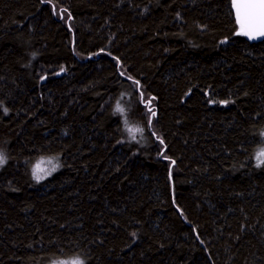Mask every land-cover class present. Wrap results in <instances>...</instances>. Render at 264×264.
I'll return each mask as SVG.
<instances>
[{
  "label": "trees",
  "instance_id": "obj_1",
  "mask_svg": "<svg viewBox=\"0 0 264 264\" xmlns=\"http://www.w3.org/2000/svg\"><path fill=\"white\" fill-rule=\"evenodd\" d=\"M238 31L231 0H0V264H264V39Z\"/></svg>",
  "mask_w": 264,
  "mask_h": 264
},
{
  "label": "snow or ice",
  "instance_id": "obj_2",
  "mask_svg": "<svg viewBox=\"0 0 264 264\" xmlns=\"http://www.w3.org/2000/svg\"><path fill=\"white\" fill-rule=\"evenodd\" d=\"M231 7L235 9L236 23L239 25V31L237 35L248 37L250 40H255L258 37H264V0H231ZM222 41L221 43H225ZM222 103H228V101H223ZM2 106V105H0ZM117 111L122 115L125 109L117 102ZM8 109H4L5 115ZM153 115L155 113L153 112ZM125 125L127 127L128 121L125 120ZM132 139H135V133H140L142 135L143 129L139 127L128 128ZM163 143V141H161ZM264 156V152L261 153ZM259 159V158H258ZM55 161V162H54ZM59 157H54L49 159V168L45 169L37 166L32 170L33 179L37 180V183L46 179L52 173L57 171ZM174 163V161H172ZM259 163H264V159L259 160ZM258 163V165H259ZM135 235V233H133Z\"/></svg>",
  "mask_w": 264,
  "mask_h": 264
},
{
  "label": "clouds",
  "instance_id": "obj_3",
  "mask_svg": "<svg viewBox=\"0 0 264 264\" xmlns=\"http://www.w3.org/2000/svg\"><path fill=\"white\" fill-rule=\"evenodd\" d=\"M114 114H121L119 111H117V104L115 105L114 108ZM258 134L264 138V127L260 128L258 130ZM256 151L259 152H264V144L258 146V148L256 149ZM255 154V152H254ZM58 157V156H56ZM9 161V156L8 153L6 151V149L4 148H0V168H2L3 166H5ZM58 167L57 170L62 166L59 161H58ZM261 165H257V167H260ZM33 179V177H32ZM34 181L37 182V180L33 179ZM49 264H87V260L84 256L82 255H75L73 257H71L70 259H62V258H52L49 261Z\"/></svg>",
  "mask_w": 264,
  "mask_h": 264
},
{
  "label": "rangeland",
  "instance_id": "obj_4",
  "mask_svg": "<svg viewBox=\"0 0 264 264\" xmlns=\"http://www.w3.org/2000/svg\"><path fill=\"white\" fill-rule=\"evenodd\" d=\"M39 167L47 169L50 167V165L48 164V162H44L43 165H39Z\"/></svg>",
  "mask_w": 264,
  "mask_h": 264
},
{
  "label": "water",
  "instance_id": "obj_5",
  "mask_svg": "<svg viewBox=\"0 0 264 264\" xmlns=\"http://www.w3.org/2000/svg\"><path fill=\"white\" fill-rule=\"evenodd\" d=\"M257 39H264V37H258Z\"/></svg>",
  "mask_w": 264,
  "mask_h": 264
}]
</instances>
